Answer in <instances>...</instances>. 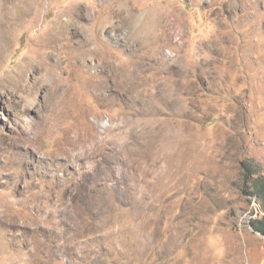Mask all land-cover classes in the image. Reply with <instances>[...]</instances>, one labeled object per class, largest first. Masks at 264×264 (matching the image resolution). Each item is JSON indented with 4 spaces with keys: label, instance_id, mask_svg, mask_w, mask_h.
Listing matches in <instances>:
<instances>
[{
    "label": "rangeland",
    "instance_id": "1",
    "mask_svg": "<svg viewBox=\"0 0 264 264\" xmlns=\"http://www.w3.org/2000/svg\"><path fill=\"white\" fill-rule=\"evenodd\" d=\"M263 218L264 0H0V264H264Z\"/></svg>",
    "mask_w": 264,
    "mask_h": 264
},
{
    "label": "trees",
    "instance_id": "2",
    "mask_svg": "<svg viewBox=\"0 0 264 264\" xmlns=\"http://www.w3.org/2000/svg\"><path fill=\"white\" fill-rule=\"evenodd\" d=\"M256 230L264 236V218L258 221L256 225Z\"/></svg>",
    "mask_w": 264,
    "mask_h": 264
},
{
    "label": "bare ground",
    "instance_id": "3",
    "mask_svg": "<svg viewBox=\"0 0 264 264\" xmlns=\"http://www.w3.org/2000/svg\"><path fill=\"white\" fill-rule=\"evenodd\" d=\"M41 69V68H40ZM41 73V72H40ZM46 73V72H45ZM50 75L51 74H38L37 76H38V80H39V77H43L44 79H46L47 80V78H49L50 77ZM55 75V74H54ZM56 76L58 77V75L56 74ZM59 78V77H58ZM60 79H61V77L59 78V81H60ZM43 84V83H42Z\"/></svg>",
    "mask_w": 264,
    "mask_h": 264
}]
</instances>
